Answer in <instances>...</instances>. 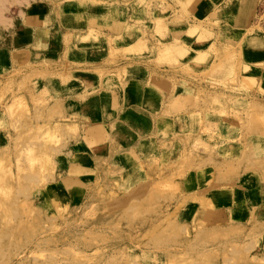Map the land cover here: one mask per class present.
<instances>
[{"label":"rangeland","instance_id":"obj_1","mask_svg":"<svg viewBox=\"0 0 264 264\" xmlns=\"http://www.w3.org/2000/svg\"><path fill=\"white\" fill-rule=\"evenodd\" d=\"M41 1L72 31L63 48L15 59L13 21ZM89 41L112 45L101 65L78 54ZM219 59L236 66L226 81L211 78ZM252 65L264 68V0H0V264H264V197L247 194L249 224L222 213L249 173L264 181ZM147 70L198 72L178 82L197 85L184 101L207 107L209 128L162 130V153L116 136L118 91ZM224 115L246 137L229 160L205 137ZM93 126L103 142L86 138Z\"/></svg>","mask_w":264,"mask_h":264},{"label":"crops","instance_id":"obj_2","mask_svg":"<svg viewBox=\"0 0 264 264\" xmlns=\"http://www.w3.org/2000/svg\"><path fill=\"white\" fill-rule=\"evenodd\" d=\"M56 14H58V12L54 5L46 1H41L28 6L19 18L17 26L13 21L15 28L12 35V48L15 59L16 53L18 54L17 58L18 56H27L28 54L29 56H34L35 54L46 55L52 53L57 43L62 48L63 45L65 46L64 39L72 30H70L68 27L69 25H67L62 18L59 19ZM238 34L240 35V33ZM81 35L84 37V34ZM92 43L94 42L89 41L88 43L82 44L78 54L83 56L82 59L84 64L101 65V63L104 62L106 53H110L112 45L105 41L98 42L97 44L94 43L96 44L94 46ZM228 60L219 59L213 63L214 71H212V79L219 82L226 81L233 76L232 73L236 74L237 70L235 63L231 62V64H229ZM244 64L243 62V66ZM251 69L254 75L258 76L261 84L264 85V68L262 69L252 65ZM142 73V77H135L136 75L127 76L125 80V92L118 91L120 100L124 102L125 108L122 107V103H120L119 110L114 108V111H118L116 136L118 133L122 134L127 141L130 139V142L134 145L132 147H136L135 145L141 147V145L144 146L149 144L150 141L154 142L155 145L159 144L160 141L163 143L164 140H162L160 132L164 129L166 133H169V130L175 131L180 127H188L190 130L209 128L210 123H208L207 120L209 119L208 115L206 116L207 119L204 114L201 116L202 111L204 108L206 110L207 107L204 105L198 107L197 104L194 103L198 92L197 85L194 84L197 88L196 90L194 85L193 88H190L186 86L185 83L183 84L181 81L178 82V79L182 80L181 78H183V80H192L190 79L192 78L191 76L198 74V72H193L189 77L179 76L182 75V72L177 73L176 70L168 73L165 71L163 74H152L149 70L145 72L142 71ZM155 76L159 80H161L160 76H164L165 79L160 82L156 80ZM236 76L237 75H235V78ZM151 83L154 86L156 85V87L150 85ZM185 92H189V98L193 97L192 95L194 94L195 99L192 98L186 103V101H184V98L187 96ZM116 96L117 94L115 95L112 92L109 98L111 102L117 106ZM129 97H131L130 103H128ZM181 102H183V107L180 110L176 109L175 107L180 106L179 104ZM121 107L123 109H121ZM221 107L223 106L221 105L219 108ZM141 108L144 110H141ZM137 111L147 114V117L137 116ZM216 124L218 130L216 132L211 131V133L206 134L205 137H207L206 140L210 138L212 143L220 145L221 160H229L230 153L241 156L242 152H240L241 149L239 147L243 145L246 140V137H244V128L241 127L239 122L234 118L225 115L221 116V118L216 121ZM102 127H99V129L103 130L102 136H106V130L102 129ZM92 128L93 129L90 128L91 130H89V132L94 130V128H98V126H93ZM86 138L89 142L97 143L99 141V139H96V137L91 136L89 133ZM101 142L103 141L98 143ZM166 143L170 142L168 141ZM159 147L160 145H156L157 151L162 153ZM214 174L217 175L218 173L214 172ZM255 191L264 197V181L259 174L255 175L249 173L243 181L226 192L225 198L227 199V203L222 213L226 215L225 218L228 223H230L233 216L236 217L238 223H250L254 210L252 204L248 202L247 194Z\"/></svg>","mask_w":264,"mask_h":264},{"label":"bare ground","instance_id":"obj_3","mask_svg":"<svg viewBox=\"0 0 264 264\" xmlns=\"http://www.w3.org/2000/svg\"><path fill=\"white\" fill-rule=\"evenodd\" d=\"M216 1V0H215ZM203 11V10H202ZM210 11H211V9H210ZM207 12H208V10H207ZM206 13V12H205ZM125 92V91H124ZM126 97V96H125ZM130 98V97H129ZM131 100V99H130ZM128 102H130V101H128ZM14 108V107H13ZM176 108V107H175ZM180 108V107H179ZM141 110H144L143 108H141ZM137 116L138 115H140V116H146L147 114H144V113H142L141 111H137ZM167 115V114H166ZM169 115V114H168ZM147 117V116H146ZM130 118V117H129ZM128 119V118H127ZM130 120H131V118H130ZM153 121V120H152ZM101 127V126H100ZM91 129H93V128H91ZM90 129V130H91ZM97 130V131H96ZM94 131H96V132H94ZM89 134L91 135V136H93V137H96V139H100V137L103 135V130H101V129H99V126H98V128H94V130H92L91 132H89ZM35 158V157H34ZM33 163H35V162H33ZM4 173L3 172H0V188H1V186H2V184H3V182H4ZM20 227V226H19Z\"/></svg>","mask_w":264,"mask_h":264}]
</instances>
